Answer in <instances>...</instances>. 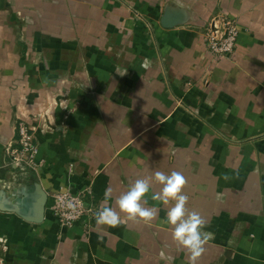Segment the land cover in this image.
Returning a JSON list of instances; mask_svg holds the SVG:
<instances>
[{"label":"crops","instance_id":"crops-1","mask_svg":"<svg viewBox=\"0 0 264 264\" xmlns=\"http://www.w3.org/2000/svg\"><path fill=\"white\" fill-rule=\"evenodd\" d=\"M237 17L231 59L202 28ZM25 120L37 170L6 152ZM179 171L213 238L198 264H264V0H0V264H188L167 208L151 223L73 227L53 194L109 206L138 178ZM160 186L153 183L152 191Z\"/></svg>","mask_w":264,"mask_h":264},{"label":"clouds","instance_id":"clouds-1","mask_svg":"<svg viewBox=\"0 0 264 264\" xmlns=\"http://www.w3.org/2000/svg\"><path fill=\"white\" fill-rule=\"evenodd\" d=\"M153 183L160 186L159 191H152ZM187 178L182 172L172 171L166 174L155 171L151 176L138 178L126 192L116 198L119 211L109 206L112 188L104 192L103 206L95 213L98 226L118 227L128 222L151 223L159 216L158 206L148 207V197L156 205L167 208L165 223L171 226L172 239L188 255V264H198L206 251V244L213 238V233L206 229L209 222L197 211L187 207L189 196L184 189Z\"/></svg>","mask_w":264,"mask_h":264},{"label":"built area","instance_id":"built-area-1","mask_svg":"<svg viewBox=\"0 0 264 264\" xmlns=\"http://www.w3.org/2000/svg\"><path fill=\"white\" fill-rule=\"evenodd\" d=\"M240 26L237 17L223 13L214 16L202 28V41L216 59H231L236 51ZM18 136L8 144L6 152L10 157V167L27 173L37 170L39 143L36 131L28 122L20 120L17 127ZM92 187L87 186L78 192L60 191L53 194L55 203L53 214L63 226L73 227L83 217H94L95 210L88 207L93 198Z\"/></svg>","mask_w":264,"mask_h":264}]
</instances>
